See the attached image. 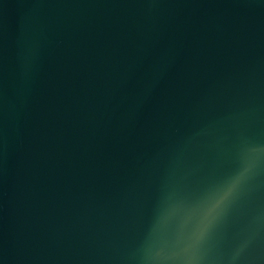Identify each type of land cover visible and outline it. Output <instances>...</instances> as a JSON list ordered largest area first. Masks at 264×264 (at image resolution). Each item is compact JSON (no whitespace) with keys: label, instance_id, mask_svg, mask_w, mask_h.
<instances>
[{"label":"water","instance_id":"1","mask_svg":"<svg viewBox=\"0 0 264 264\" xmlns=\"http://www.w3.org/2000/svg\"><path fill=\"white\" fill-rule=\"evenodd\" d=\"M258 149L264 0H0V264H264Z\"/></svg>","mask_w":264,"mask_h":264},{"label":"clouds","instance_id":"2","mask_svg":"<svg viewBox=\"0 0 264 264\" xmlns=\"http://www.w3.org/2000/svg\"><path fill=\"white\" fill-rule=\"evenodd\" d=\"M257 152H264V149H258ZM253 167L254 160L247 158L236 174L226 179L221 186L209 194L206 199L208 211L206 212L205 224L201 233L202 240L208 236L215 225L224 217L229 206L250 178Z\"/></svg>","mask_w":264,"mask_h":264}]
</instances>
